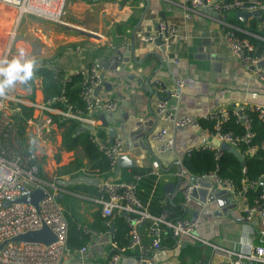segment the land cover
Segmentation results:
<instances>
[{"label":"crops","instance_id":"1","mask_svg":"<svg viewBox=\"0 0 264 264\" xmlns=\"http://www.w3.org/2000/svg\"><path fill=\"white\" fill-rule=\"evenodd\" d=\"M185 6L184 0H69L64 23L56 24L30 14L18 16L14 7L0 3V58H11L19 48H24L37 61L50 60L54 71L62 73L95 64L102 75L98 95L118 104L114 112L105 113L104 121L97 115L91 130L76 121L73 135L88 131L90 138L94 136L105 145L120 140L121 154H126L134 165L117 166L119 154L109 171L91 168L81 145L63 148L65 127L54 123L49 154L40 164L44 179L56 182L84 176L97 178L98 182L103 179L134 182L135 176L140 175L137 181L140 200L151 207L156 200L157 206L159 202L161 206L164 201L171 202L174 215L197 220L199 237L235 251L251 241L259 242L260 238L264 245V236L259 234V218L247 222L239 198L224 191H212L210 182L187 171L178 174L188 149L197 151L200 145H215L208 129L201 125L175 128L155 113L160 99L173 103L177 116L197 120L217 108L264 106V80L239 62L223 38L225 29L250 34L252 22L256 28L263 29L264 12L245 21L236 17V11L215 16L191 12V17L185 19ZM19 21L17 32L11 25L14 22L19 25ZM160 22L175 25L184 39L175 40L168 49L144 41L143 36L157 32ZM176 77L184 80V86L180 96L173 98L170 92ZM33 84V89L17 85L10 92L40 101L43 99L40 78H35ZM161 127L168 129L174 145L169 151L158 153V143L150 135ZM75 161L81 165L75 166ZM69 166L74 170L57 174L60 168ZM133 168L143 172L135 174ZM192 177L201 183L196 182L190 201L183 205L181 189ZM97 184L85 181L66 186L57 184V199L67 224L70 217L85 232H90L85 251L69 250L61 264H109L114 247L128 239L123 220L121 225L115 222L118 215L110 219L109 225L105 223L108 230L96 228L100 226L98 219L103 217L100 205L94 200ZM161 209L159 205L155 211ZM168 240L166 237L165 242ZM162 248L164 255L157 264H217L226 259L223 253L189 238L173 240ZM118 264H131V260L126 256ZM246 264L260 263L247 261Z\"/></svg>","mask_w":264,"mask_h":264},{"label":"built area","instance_id":"2","mask_svg":"<svg viewBox=\"0 0 264 264\" xmlns=\"http://www.w3.org/2000/svg\"><path fill=\"white\" fill-rule=\"evenodd\" d=\"M187 11L185 19L191 12L215 16L229 11L264 12L263 0H184ZM0 3L12 6L17 15L31 14L56 24L64 23L67 14V0H0ZM160 34L164 49H168L175 40L184 39L175 25L160 22L157 32L143 36L144 41H153ZM223 38L234 56L241 64L252 68L258 78L264 80V51L255 54V46L246 37L239 36L233 29H225ZM6 52H9L7 48ZM62 84L61 93L40 101L8 92L0 97V264H61L64 255L70 250L67 246L68 224L63 208L57 199V184L54 180H46L41 175V160L50 151L52 126L55 118L59 120H75L82 125L93 127L95 117L99 113L114 112L118 104L113 99L101 98L98 89L102 75L95 64L85 68L59 73ZM73 75L80 76L78 96L84 107H78L69 101L65 94V84ZM184 80L174 78V87L170 96L178 98ZM30 109V112L24 109ZM256 112L264 123V106L243 104L234 109L217 108L204 114L197 120L189 116H177L175 105L168 99H160L156 104V116L163 122L171 123L175 128L198 127L201 121L212 122L211 136L236 147L241 140L248 143L253 136L248 112ZM231 117L240 121L244 128L241 137L231 132L221 131V125ZM166 127L152 132L150 139L158 143L157 152L163 153L172 149L174 140L168 135ZM91 141L111 161L121 154V142L115 140L110 145L102 144L96 137ZM264 149V143L261 146ZM197 149L212 150L216 159L221 155L218 146L212 143L200 145ZM256 146L247 148L248 153L254 152ZM194 148L186 151L190 155ZM155 165L157 163H154ZM186 173L181 167L178 174ZM264 172L254 180H240V187L234 180L221 176L217 168L199 176L212 184V191H224L239 198L243 218L250 222L259 218L260 237L264 236V192L256 199L250 200L248 192L261 187L260 181ZM103 179L97 184L95 202L100 205L101 214L107 218L106 223L114 216H122L127 226L128 241L117 245L109 256V264H118L121 258L129 256L131 264H157L162 260L163 227H166L174 240L189 238L195 243L210 246L213 251L221 252L226 259L217 264H246L247 261L264 264V245L259 242L246 243L240 251L228 249L196 234L197 220L187 216H174L167 208L158 213L150 212L148 205L137 195V181ZM197 183L190 182L181 189L183 205L191 199V192ZM262 188V187H261ZM35 189L43 191L37 206L30 203L15 201L17 198L31 194ZM45 224L55 235V240L48 243L16 242L10 239L27 231H35ZM146 224L145 232L141 227ZM85 246L78 248L85 251ZM199 264V263H197Z\"/></svg>","mask_w":264,"mask_h":264},{"label":"trees","instance_id":"3","mask_svg":"<svg viewBox=\"0 0 264 264\" xmlns=\"http://www.w3.org/2000/svg\"><path fill=\"white\" fill-rule=\"evenodd\" d=\"M249 32L250 34L238 32V35L246 37L249 42H251L255 46V54H261L264 51V28L258 29L252 22L249 26ZM50 63V60L47 59H41L37 61L38 67L35 78H40L43 99H48L52 96L60 94L62 89V84L60 82L61 75L57 74L54 71ZM79 82L80 76L73 75L70 81L65 84V94L72 104H75L78 107H84L83 102L78 96L80 90ZM22 86L33 89L34 84L32 81L30 85ZM24 109L30 112V109H27L26 107H24ZM247 114L250 119V129L253 132V136L248 143L240 140L235 147L238 153L243 156L242 165L237 156L229 151H221L220 157L216 159L212 150L197 149V151L193 150L190 155H185L183 157V168L190 175H193L195 177H198L205 172L212 171L217 168V172L219 175L231 178L235 181L237 187H240V180L242 178L247 181L258 178L264 172V149L261 147L264 143V123L258 118L256 112L250 111ZM54 118V121L58 126L64 125L65 127L64 131L62 132L63 148L72 149L77 145H81L91 163V168H97L99 172H107L111 169L113 162L111 161V159L103 155L102 152H100L94 142L90 141L91 138L88 131L73 135L78 125L76 121L59 120L56 119V117ZM200 125L204 128H207L209 131L213 130L212 122L201 121ZM221 131L231 132L234 136L241 137L244 134L245 130L240 121L235 120V117H231L228 121L224 122L221 125ZM250 146H256L255 151L252 153L247 152V148ZM80 165L81 163L79 161H75V166L78 167ZM73 170L74 169L71 166L67 168H60L57 174L69 173ZM133 172L136 174L142 173L143 171L137 168H133ZM261 193L262 188L257 187L256 189L248 192L249 199H256L260 196ZM178 198L176 197L175 200L178 201ZM159 203L160 204H158V206L160 205L161 208H167L170 211L173 210L171 202L164 201V204L162 206L161 202ZM147 205L150 212L158 213L157 211H155V208L158 207L157 200L156 204L153 207H151L149 204ZM120 217L121 216L115 217V222L121 225L120 222L123 220V217ZM67 220V246L70 250L84 246L87 240L90 239V232H85V229L79 227L77 223L72 221L70 217ZM98 220L100 222V226L96 228L108 230L109 226H107V224L109 225V223L105 224L107 218L101 217ZM122 224L126 227L127 232V226L123 221ZM145 228L146 224H143L141 230L144 232ZM163 232L162 245H170V243L174 240L171 236L170 231L166 227H163ZM164 236L165 238L168 237L170 242L168 240V242L166 243ZM127 241L120 244H126Z\"/></svg>","mask_w":264,"mask_h":264},{"label":"water","instance_id":"4","mask_svg":"<svg viewBox=\"0 0 264 264\" xmlns=\"http://www.w3.org/2000/svg\"><path fill=\"white\" fill-rule=\"evenodd\" d=\"M236 17L241 20H246L251 15H258L259 11H243V10H237L236 11ZM158 28V26H157ZM90 34V33H88ZM92 35V34H91ZM156 44L163 45V42L161 40V35L158 34L156 38L153 40ZM164 48V46H162ZM98 116L100 117L101 121L105 120V113H99ZM83 128L91 130V126H85L83 125ZM146 137V135H145ZM215 145L219 147L221 151H229L233 153L235 156H237L238 160L240 161L241 165L243 164V156L240 155L235 147L230 146L225 141H219L217 139L214 140ZM117 166L119 164L126 166V167H132L134 165V161L131 160L126 154H121L118 156L116 161ZM85 181V182H92L94 184H97L98 180L97 178L90 179L84 176H76L73 178H70L68 180L64 179H58L56 180V184H59L61 186L66 185H72L74 183ZM191 182L196 183L200 182L201 180H197V178L192 177ZM260 184L262 185V189L264 192V177L261 179ZM43 191L40 189H35L31 194L22 196L17 198L15 201L17 202H23V203H30L34 206H37L38 201L42 198ZM11 241H22V242H40L44 244H48L55 240V235L52 233V231L45 225L42 224V227L35 231H27L25 233L18 234L10 239Z\"/></svg>","mask_w":264,"mask_h":264},{"label":"clouds","instance_id":"5","mask_svg":"<svg viewBox=\"0 0 264 264\" xmlns=\"http://www.w3.org/2000/svg\"><path fill=\"white\" fill-rule=\"evenodd\" d=\"M37 59L24 48L11 58H0V97H5L17 85H30L36 77Z\"/></svg>","mask_w":264,"mask_h":264},{"label":"rangeland","instance_id":"6","mask_svg":"<svg viewBox=\"0 0 264 264\" xmlns=\"http://www.w3.org/2000/svg\"><path fill=\"white\" fill-rule=\"evenodd\" d=\"M68 3H69V0H67V5H68ZM1 4H2V3H1ZM27 15H29V14H27ZM66 15H67V14H66ZM29 16H33V17H34V15H31V14H30ZM65 17H66V16H65ZM40 19L45 20V21H48V20L43 19V18H40ZM17 21H18V20H17ZM11 26H15V27H16V30H17V32H18V30H19L18 27L21 26V23H20V21H19V25L16 26V22H14L13 25H11Z\"/></svg>","mask_w":264,"mask_h":264}]
</instances>
